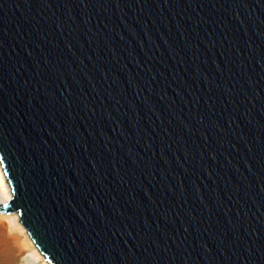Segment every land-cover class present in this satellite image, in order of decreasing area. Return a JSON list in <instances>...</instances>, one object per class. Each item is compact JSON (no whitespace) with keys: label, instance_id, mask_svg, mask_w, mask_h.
<instances>
[{"label":"water","instance_id":"95a60500","mask_svg":"<svg viewBox=\"0 0 264 264\" xmlns=\"http://www.w3.org/2000/svg\"><path fill=\"white\" fill-rule=\"evenodd\" d=\"M0 161L49 264H264V0H0Z\"/></svg>","mask_w":264,"mask_h":264},{"label":"rangeland","instance_id":"374dc122","mask_svg":"<svg viewBox=\"0 0 264 264\" xmlns=\"http://www.w3.org/2000/svg\"><path fill=\"white\" fill-rule=\"evenodd\" d=\"M13 214L17 213L0 214V264H42L25 246L23 234L9 228L6 216Z\"/></svg>","mask_w":264,"mask_h":264},{"label":"bare ground","instance_id":"6f19581e","mask_svg":"<svg viewBox=\"0 0 264 264\" xmlns=\"http://www.w3.org/2000/svg\"><path fill=\"white\" fill-rule=\"evenodd\" d=\"M11 196V188L8 183V179L3 170L2 163L0 161V201H5ZM9 222V228L12 231L17 233H22L24 236L25 246L29 247L31 254L36 258L42 261V264H49L48 261L44 258L39 250L35 247L32 240L29 238L25 227L19 222V216L17 214L6 216Z\"/></svg>","mask_w":264,"mask_h":264}]
</instances>
